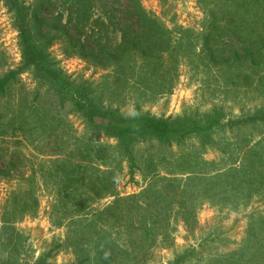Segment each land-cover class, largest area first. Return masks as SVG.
Masks as SVG:
<instances>
[{"label":"rangeland","instance_id":"374dc122","mask_svg":"<svg viewBox=\"0 0 264 264\" xmlns=\"http://www.w3.org/2000/svg\"><path fill=\"white\" fill-rule=\"evenodd\" d=\"M17 1L57 38L54 68L98 108L211 139L122 142L89 127L24 67L16 11L0 0V79L18 71L0 98V264H264V122L229 126L264 113V51L256 69L225 62L247 30L230 14L257 4L262 19L243 24L260 28L241 37L262 40L264 0H85L86 12L80 0ZM69 36L94 53L130 50L100 64L68 51Z\"/></svg>","mask_w":264,"mask_h":264},{"label":"trees","instance_id":"16d2710c","mask_svg":"<svg viewBox=\"0 0 264 264\" xmlns=\"http://www.w3.org/2000/svg\"><path fill=\"white\" fill-rule=\"evenodd\" d=\"M12 8L15 9L18 21V28L21 39V47H22V60L24 63V67L33 68L45 81H47L55 90L56 94L67 101L72 105V107L76 110L77 113L81 114L84 118L85 122L89 127L97 129L99 132L106 134L111 138H117L122 142H133L138 137L141 136H153L156 137L164 144H171L173 140H182L187 136H192V134H197L200 136L202 140L209 141L211 139V133L207 131V129L200 127L199 125L196 128L189 132H184L180 129H175L170 126V124L163 120H157L152 118H137L133 120H128L124 117H121L114 112L103 111L98 106L90 102L86 93H82L79 89H74L68 84V82L63 77V74L54 68V64L50 58L49 49L54 44L56 37H50L49 33H42L40 31V27L43 25V20H37V23L27 24L26 19L23 16L22 8L19 5L17 0H9ZM88 4L85 0H80V10H87ZM82 8V9H81ZM259 6L253 3L252 7L249 5L244 9L243 13L253 14L255 11V15L252 18V22L259 21L262 19V15L259 12ZM249 9V10H248ZM248 11H250L248 13ZM246 14H240L239 11L234 14H230L231 17L229 19L230 23H234L237 28L234 30L247 29V31H255L256 28L260 27H248L243 24L246 20H250V18L246 17ZM256 14H260L261 16H256ZM140 19L143 24L152 25L160 27L159 24L148 17L146 14H140ZM232 27V26H229ZM264 27V26H262ZM241 28V29H240ZM33 29H38L39 39L41 43H37L34 40V35L31 33ZM150 30V28H149ZM244 31L239 33V41L242 44V50L236 53L229 55V57L225 58V62L229 63L230 66L233 63H248L252 69H256L258 66L257 58L264 51V39H243L245 37ZM263 32V31H262ZM264 33V32H263ZM70 39L68 43L65 44V47H68V51L73 50L76 54H81V56H94L95 60L104 64L107 60H113L114 62H120L124 56L126 55L128 49L125 44H122V47L114 50L107 51L105 47L99 45L97 49V53H94L92 50H89L84 42L77 38L76 36H69ZM134 46V45H133ZM78 48V51H76ZM78 52V53H77ZM109 57V58H108ZM233 60V61H232ZM228 65V66H229ZM18 71H10L3 78L0 79V98H3L7 95L12 86L13 81L16 79ZM257 122H264V113L255 115L254 117H250L248 119H243L239 121H230L229 126H237L240 124H255ZM206 132V133H205ZM137 198H117L113 205L104 211L105 213L111 211L112 209L117 210L119 205L122 204H133V200ZM165 202V201H164ZM182 205V204H181ZM128 210V209H127ZM155 221H153L154 223ZM134 231V226L131 227ZM181 260V259H180Z\"/></svg>","mask_w":264,"mask_h":264}]
</instances>
